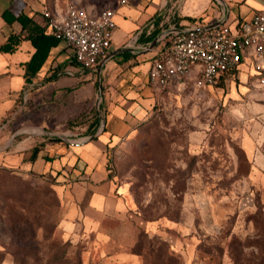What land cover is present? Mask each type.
I'll use <instances>...</instances> for the list:
<instances>
[{"label": "rangeland", "instance_id": "374dc122", "mask_svg": "<svg viewBox=\"0 0 264 264\" xmlns=\"http://www.w3.org/2000/svg\"><path fill=\"white\" fill-rule=\"evenodd\" d=\"M119 7L114 37L128 29ZM256 62L248 54L247 72L223 86L192 76L158 91L152 116L109 146L123 206L104 219L107 235L89 225L78 180L29 170L13 144L0 150V264H264V71ZM91 93L63 99L60 122L45 120L49 131L72 141L93 135L102 104L97 85ZM47 137L27 132L14 143L29 149Z\"/></svg>", "mask_w": 264, "mask_h": 264}, {"label": "crops", "instance_id": "0c3cea01", "mask_svg": "<svg viewBox=\"0 0 264 264\" xmlns=\"http://www.w3.org/2000/svg\"><path fill=\"white\" fill-rule=\"evenodd\" d=\"M67 1L0 0V141L4 143V137L14 133L16 124L20 125L18 130L31 126L27 130L31 134L51 132L45 120L60 122L57 112L63 99L77 92L90 96L92 87L97 85L99 102L102 96L99 122L103 117L105 125L94 140L82 142L88 137L85 136L74 141L79 144L71 145L46 138L29 149L28 142H15L11 149L21 152V164L33 172L66 182L78 180L84 196L89 194L84 208L91 213L89 225L96 233L107 235L104 219L116 205L123 206L116 199V185L107 169L108 147L125 140L152 116L158 96V90L150 84L149 71L159 44L150 50L148 47L166 29L210 26L224 15L226 25L236 33L264 10V0H120L113 6L103 0H70L92 14L106 8L117 14L121 6L128 29L113 38L112 57L100 76L94 71H78L72 50L60 39L50 48L42 67L34 72L29 66L37 51L34 40L43 34L57 39L49 33L43 13L49 11L63 17ZM246 61L239 72H247L241 68L247 67ZM30 111H35L36 120L24 121L25 112ZM5 145L6 142L0 148ZM34 149L37 157L32 160Z\"/></svg>", "mask_w": 264, "mask_h": 264}, {"label": "built area", "instance_id": "2783aa9c", "mask_svg": "<svg viewBox=\"0 0 264 264\" xmlns=\"http://www.w3.org/2000/svg\"><path fill=\"white\" fill-rule=\"evenodd\" d=\"M43 14L49 33L67 43L74 60L84 70L97 72L113 45L117 28L115 10L106 8L92 14L68 0L63 17L49 11ZM211 26L175 28L164 37L149 71V81L154 88L167 92L179 81L192 76L200 85H214L227 73L239 70L252 52L257 58L255 70L262 75L264 10L256 13L236 33L230 31L226 22ZM260 82L264 84V77Z\"/></svg>", "mask_w": 264, "mask_h": 264}, {"label": "water", "instance_id": "95a60500", "mask_svg": "<svg viewBox=\"0 0 264 264\" xmlns=\"http://www.w3.org/2000/svg\"><path fill=\"white\" fill-rule=\"evenodd\" d=\"M227 14V13H226ZM227 21V15H224L221 19H219L214 25H212L211 27H217V26H220L222 24H224L225 22ZM173 29H175L174 27L173 28H169V29H166L164 30L163 32H161L155 39L154 41L152 42V44L148 47L147 50H150L152 48H154L157 44H159L163 39L164 37L169 33L171 32ZM112 57V53H109L100 63L99 65V68L97 70V73L98 75L100 76L101 73H102V70L105 66V64L107 63V61ZM100 81V79H99ZM102 100V96H100V102ZM101 124L98 128V130L91 136H88L86 140H83L82 142H85V141H92L94 140L96 137H98V135L103 132V129H104V125H105V121H104V118L101 117ZM31 128V126H25V127H22L21 129H19L17 132H15V134L13 135L12 139L9 141V144L7 147H5L4 149H8L13 143L14 141L17 139V137H19L20 135L22 134H25L27 133V130ZM49 137H56L58 139H61L63 141H66L67 143L71 144V145H77L79 143H75L74 141L70 140L68 137H65L64 135L62 134H56V133H52V134H48ZM3 150V149H2Z\"/></svg>", "mask_w": 264, "mask_h": 264}, {"label": "trees", "instance_id": "16d2710c", "mask_svg": "<svg viewBox=\"0 0 264 264\" xmlns=\"http://www.w3.org/2000/svg\"><path fill=\"white\" fill-rule=\"evenodd\" d=\"M59 40L54 39L53 37H48L47 35L43 34L42 37H39V40L35 41L34 40V46L37 49L36 53L34 54L31 62L29 63V66L32 68L34 72L38 71L44 62L46 61L49 50L52 46H56L58 44ZM11 45V44H10ZM6 50H11V48L7 47L5 48ZM239 73V70L235 69L232 70L231 72L227 73L225 76L221 77L218 82L215 85L218 86H223L225 78L228 76H235ZM48 141H53V142H60L61 140L56 138V137H47ZM109 150V147H108ZM37 157V149H34V152L32 154V160H35ZM50 159V158H48ZM108 169V166H107ZM56 179V178H54Z\"/></svg>", "mask_w": 264, "mask_h": 264}, {"label": "bare ground", "instance_id": "6f19581e", "mask_svg": "<svg viewBox=\"0 0 264 264\" xmlns=\"http://www.w3.org/2000/svg\"><path fill=\"white\" fill-rule=\"evenodd\" d=\"M52 133H54V132H46V133H44V134H45V135H48V134H52ZM8 143H9V141L6 143V145H5L4 147L0 148V150H2V149H4L5 147H7V146H8Z\"/></svg>", "mask_w": 264, "mask_h": 264}]
</instances>
